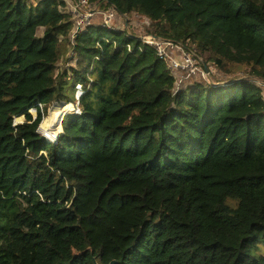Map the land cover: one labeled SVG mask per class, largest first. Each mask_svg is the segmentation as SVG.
Segmentation results:
<instances>
[{
  "label": "trees",
  "instance_id": "16d2710c",
  "mask_svg": "<svg viewBox=\"0 0 264 264\" xmlns=\"http://www.w3.org/2000/svg\"><path fill=\"white\" fill-rule=\"evenodd\" d=\"M89 1L250 76L179 85L135 33L73 43L66 0H0V264H264V0Z\"/></svg>",
  "mask_w": 264,
  "mask_h": 264
},
{
  "label": "rangeland",
  "instance_id": "374dc122",
  "mask_svg": "<svg viewBox=\"0 0 264 264\" xmlns=\"http://www.w3.org/2000/svg\"><path fill=\"white\" fill-rule=\"evenodd\" d=\"M34 3H36L38 0H33ZM70 3L71 1L68 0ZM89 1V0H88ZM70 11L72 9V7L69 5ZM68 8V10H69ZM105 8V7H104ZM95 10L96 14L91 18V19H85L84 16L85 14L88 15L90 13L91 10ZM110 11H114L112 10V7H106V9L101 8L100 6L97 5V3H92L90 1V3L83 7L82 10H80L79 13H72V20L74 21V27H73V37H72V42L75 43V35L76 32H79L82 29H85L84 27L87 24H94V25H103L104 20H105V16L104 14L110 12ZM112 26L115 29H120V30H126L132 33H135L138 36H144L146 34H153L150 32V27H151V21L148 17L136 13L134 12L133 14H127V15H122L120 13H116L114 19H113V23ZM110 29V28H108ZM196 49V48H194ZM197 50V49H196ZM69 56V59H62L59 61V65L60 67L63 69L68 70L69 73H71V66L75 64L74 59H75V53L71 52L69 55H67V57ZM202 58V63H199V67L201 69H209L210 71V77L204 78L201 74H195V75H191L189 76L187 73L185 72H176V76L179 79V85H186V84H193L194 82H201V81H205V82H228L230 80H234L237 78H245L247 76H250L248 74L247 71H250L249 68L247 67H243L240 68L239 66H235V65H229L227 66L226 69H219L218 67H215L212 64L211 61L208 60V56L207 55H200ZM230 70V71H229ZM257 81L258 84L262 85L264 88V81L262 80H255ZM67 86H70V83H67ZM78 90H77V95L82 94L81 90L79 88V86H77ZM40 108H42V104H39ZM70 106V107H69ZM65 107V109H63ZM67 107H69V109H67ZM73 107V108H72ZM61 109L64 110V112L68 113V112H79V110H81V108L79 107L78 104L75 103H65L63 101L60 102H54L52 104V106H50L47 110V112L44 115L43 121L40 125V129H42L43 131L46 130H50V132L59 134V132L62 130V125H61V119L63 117V114H61L58 118V120H56L55 122L50 121L49 122V128L46 129L43 127V125H45V123L48 121V118L50 115H52L54 110ZM56 110V111H57ZM68 110V111H67ZM34 115L37 114L36 109H32L31 111ZM53 118V117H52ZM24 120V118H17L16 122H22ZM58 127V128H57ZM57 128V129H56ZM48 133V132H47Z\"/></svg>",
  "mask_w": 264,
  "mask_h": 264
},
{
  "label": "built area",
  "instance_id": "2783aa9c",
  "mask_svg": "<svg viewBox=\"0 0 264 264\" xmlns=\"http://www.w3.org/2000/svg\"><path fill=\"white\" fill-rule=\"evenodd\" d=\"M70 1L71 3L68 0H66L68 7L69 5L72 7L71 11L69 8V11L72 13L73 12L79 13L80 10L83 9V7L87 6L90 3V1L88 0H70ZM112 10L114 11H110L104 14L105 20L103 22L104 23L103 25L106 26L107 28L115 29L112 26V23L116 13L118 14L119 12L113 7ZM95 14H96L95 10H91L88 15L85 14L84 18L87 20L91 19ZM140 37L144 44H147L154 49L158 58L163 60L173 73L185 72L189 76L199 73L204 78L208 79L210 77L211 73L209 69H201L198 66L199 63H202V58L198 53V50L194 48H190L185 44H183L182 42L174 41L168 38H163L160 36H156L154 34H146L143 37L142 36ZM78 86L82 93L81 85ZM41 109L43 110V105ZM80 111L81 110H79V112ZM65 114L63 115V117L65 116ZM63 117L61 119V125L63 122ZM39 132L51 141H56L59 136V134L50 132V130L43 131L42 129H40V127H39Z\"/></svg>",
  "mask_w": 264,
  "mask_h": 264
},
{
  "label": "bare ground",
  "instance_id": "6f19581e",
  "mask_svg": "<svg viewBox=\"0 0 264 264\" xmlns=\"http://www.w3.org/2000/svg\"><path fill=\"white\" fill-rule=\"evenodd\" d=\"M70 107V106H69ZM69 107H67V109H69ZM73 108V107H72ZM63 109H65V107L63 108ZM71 109V108H70ZM69 109V110H70ZM56 110H57V108H56ZM56 110H54L53 111V113H52V115H50L49 116V118H48V121L45 123V125H43V127L44 128H46V129H48L49 128V122L50 121H52V122H55L56 120H58V118H59V116L61 115V114H63V113H66V112H64V110H61V109H58L57 111ZM68 111V110H67ZM53 117V118H52ZM58 128V127H57ZM56 128V129H57ZM54 132V131H53Z\"/></svg>",
  "mask_w": 264,
  "mask_h": 264
},
{
  "label": "water",
  "instance_id": "95a60500",
  "mask_svg": "<svg viewBox=\"0 0 264 264\" xmlns=\"http://www.w3.org/2000/svg\"><path fill=\"white\" fill-rule=\"evenodd\" d=\"M58 103V102H57ZM97 264V263H96ZM109 264H118L116 260L111 261Z\"/></svg>",
  "mask_w": 264,
  "mask_h": 264
}]
</instances>
